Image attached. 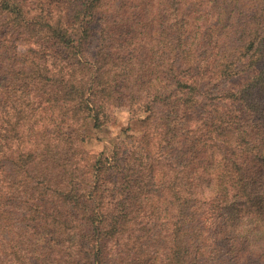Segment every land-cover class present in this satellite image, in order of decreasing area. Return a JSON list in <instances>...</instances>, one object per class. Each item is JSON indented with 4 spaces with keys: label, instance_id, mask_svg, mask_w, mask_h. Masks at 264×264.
<instances>
[{
    "label": "trees",
    "instance_id": "obj_1",
    "mask_svg": "<svg viewBox=\"0 0 264 264\" xmlns=\"http://www.w3.org/2000/svg\"><path fill=\"white\" fill-rule=\"evenodd\" d=\"M118 108L146 133L107 155L86 130ZM8 236L51 264H264V0H0Z\"/></svg>",
    "mask_w": 264,
    "mask_h": 264
},
{
    "label": "rangeland",
    "instance_id": "obj_2",
    "mask_svg": "<svg viewBox=\"0 0 264 264\" xmlns=\"http://www.w3.org/2000/svg\"><path fill=\"white\" fill-rule=\"evenodd\" d=\"M98 42V36L95 34L93 37L86 43L83 50V57L87 61H93L95 55H96V45ZM208 42L209 37L206 36L203 40V43L200 47L201 54H204L206 50L208 49ZM223 85V84H222ZM205 86H208L206 89L208 96L207 98H214L216 94L218 93L221 85L214 84V82H210L209 84H206ZM205 98V97H204ZM156 110H158L159 114L163 117L164 124H165V130L168 135H171L172 133L183 130L186 128V125L183 121V119L178 115L174 110L170 108H164L160 107L157 104L155 105ZM128 108H118L115 109V113L117 112V116L115 117V120H113V123L109 125V127L106 129L104 128V131H101L97 128H89L86 130L87 137L89 138L88 145L92 148H95L97 150H102L105 154L109 155L110 150L112 148V143L117 140H123V147L125 149V153L130 149L131 146L139 145V140L142 139V137L145 135L146 131L145 128H143V131H137L136 126H134L133 123H130V129L128 133H135V136H127L120 133V129L123 127H127L130 121L129 117L130 114L127 111ZM161 121V122H162ZM155 122H159V120H155ZM174 144V143H173ZM177 149L172 150V155L175 156ZM124 153V154H125ZM181 153H178L176 157H179ZM13 237L8 236L4 237L1 241L0 246V264H21L20 258L23 256L26 257V259L29 260V262L26 260V264H51L48 260L49 254H47V250L50 248L49 245H47L46 241L49 239L48 237H45L39 241L40 247L39 250H37V247L35 250H31V252L27 251H19V247H12V242H15V239H12ZM17 250L14 252V250ZM51 256V255H50Z\"/></svg>",
    "mask_w": 264,
    "mask_h": 264
}]
</instances>
